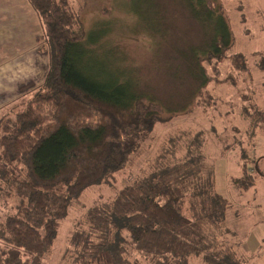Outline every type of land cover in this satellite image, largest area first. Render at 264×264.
Listing matches in <instances>:
<instances>
[{
	"label": "trees",
	"instance_id": "16d2710c",
	"mask_svg": "<svg viewBox=\"0 0 264 264\" xmlns=\"http://www.w3.org/2000/svg\"><path fill=\"white\" fill-rule=\"evenodd\" d=\"M29 2L48 46L49 71L25 109L13 116L14 111L6 108L1 116L5 120L0 123L4 131L0 135V264H46L62 223L78 200L107 185L130 163L143 135H150L160 121L175 117L165 109L179 110L167 104L164 108L149 95L138 94L137 88L130 91L119 74L111 73L120 72V66L111 55L109 67L100 61L103 56L98 52L104 50L91 41L92 34L88 37L70 0ZM187 4L197 20L219 21L198 64L224 63L231 35L227 19L219 13L221 0ZM231 60L240 76L250 70L244 54H233ZM260 66L264 68V62ZM210 69L218 73L215 66ZM203 70L205 77L193 92L199 106L205 105L200 97L209 92V82L217 78ZM247 97L243 95L245 103ZM208 101L215 106L213 98L206 97ZM245 107L243 116L250 125L264 127V109L256 104L253 109ZM198 146L194 143L181 157L160 154L146 176L79 218L68 240L77 253L75 264H128L124 255L131 251L145 264H187L192 256L201 255L207 264H244L236 244L229 255L218 250L217 233L231 232L226 214L232 206L217 191L214 164L199 154ZM255 162L244 158L241 177H232L231 183L252 188L255 177L248 163Z\"/></svg>",
	"mask_w": 264,
	"mask_h": 264
},
{
	"label": "rangeland",
	"instance_id": "374dc122",
	"mask_svg": "<svg viewBox=\"0 0 264 264\" xmlns=\"http://www.w3.org/2000/svg\"><path fill=\"white\" fill-rule=\"evenodd\" d=\"M188 1L191 0H70L82 16L88 37L92 34L91 41L104 50L103 54L98 52L103 56L100 61L108 66L111 55L120 66V72L111 73L119 74L130 91L137 88L138 94L149 95L164 108L167 104L179 110L165 109L175 117L160 121L150 135L144 134L130 163L107 185L87 191L78 200L62 223L46 264H75L77 253L71 251L68 240L79 218L84 214L86 217L100 202L113 201L125 186L146 176L160 154L165 153L167 158L181 157L182 153L185 156L194 143L199 145V154L214 164L217 191L232 206L226 214V226L231 232L217 233L218 250L229 255L236 244L244 255V264H264V127L254 128L243 116L245 104L248 109L255 104L264 109V68L260 66L264 62V0H221L219 13L227 19L231 49L224 63L214 60L210 66L208 60L202 61V66L197 61L206 56L203 51L209 47L219 21L197 20ZM144 21L147 26L142 27ZM42 33L41 25L34 35H22L20 40L5 30L0 32V118L6 108L14 111L13 116L25 109L47 76L50 54ZM236 53L244 54L250 69L243 76L237 74L231 60ZM214 66L218 73L210 69ZM203 68L217 78L207 87L212 95L206 91L200 97L205 105L197 106V94L193 92L205 77ZM108 74L106 71L104 79L108 80ZM244 94L250 96L246 103ZM206 97L215 100L214 107ZM244 158L256 161L248 163L255 177V185L248 190L231 183L232 177H241ZM115 232L119 236V231ZM208 234L214 232L210 229ZM113 241L118 242L115 237ZM252 256L254 260H250ZM124 258L128 264H145L137 252L131 251ZM187 264L207 263L201 255L192 256Z\"/></svg>",
	"mask_w": 264,
	"mask_h": 264
},
{
	"label": "crops",
	"instance_id": "0c3cea01",
	"mask_svg": "<svg viewBox=\"0 0 264 264\" xmlns=\"http://www.w3.org/2000/svg\"><path fill=\"white\" fill-rule=\"evenodd\" d=\"M39 25L41 24H39L38 16L29 0H0V28H2L0 32L5 30L7 34L14 35L13 38L20 40L22 35L28 33L31 36L34 35L38 31ZM2 44L5 46V43ZM11 44L10 46H13ZM28 50L29 48L25 51ZM19 51L20 49L17 52ZM250 258L254 260L253 256Z\"/></svg>",
	"mask_w": 264,
	"mask_h": 264
},
{
	"label": "clouds",
	"instance_id": "9594fccd",
	"mask_svg": "<svg viewBox=\"0 0 264 264\" xmlns=\"http://www.w3.org/2000/svg\"><path fill=\"white\" fill-rule=\"evenodd\" d=\"M264 159V158H261V160Z\"/></svg>",
	"mask_w": 264,
	"mask_h": 264
},
{
	"label": "water",
	"instance_id": "95a60500",
	"mask_svg": "<svg viewBox=\"0 0 264 264\" xmlns=\"http://www.w3.org/2000/svg\"><path fill=\"white\" fill-rule=\"evenodd\" d=\"M258 163V162H257Z\"/></svg>",
	"mask_w": 264,
	"mask_h": 264
}]
</instances>
